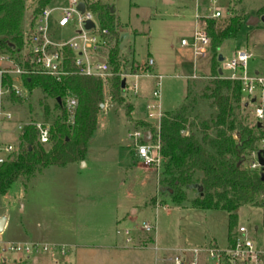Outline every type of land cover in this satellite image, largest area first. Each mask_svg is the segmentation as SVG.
<instances>
[{
	"label": "rangeland",
	"instance_id": "obj_1",
	"mask_svg": "<svg viewBox=\"0 0 264 264\" xmlns=\"http://www.w3.org/2000/svg\"><path fill=\"white\" fill-rule=\"evenodd\" d=\"M98 1L114 12L120 60L115 76L120 83L125 80L123 99L132 104V112L127 116L122 107L112 104L113 76L109 70V75L101 78L103 107L98 111L96 128L83 161L64 167L50 166L33 178L20 177L0 195V218H7L0 239L29 242L36 238L43 243L64 246L65 255L55 261L47 256L36 257L44 264H153L156 258L163 260L159 264H165L179 250L187 248L200 249L198 264H211L204 247L212 239L220 248L225 247L227 213L192 207L190 201L197 194L195 189L187 191L181 206L173 204L167 194L160 192L161 167L145 166L136 156L135 142L130 136L142 131L153 135L159 125V115L177 110L187 91L191 99H197L189 115L193 130H198L196 125L200 121L210 118L209 102L199 99L211 80L210 48L203 60L194 55L191 47L181 46L180 41L191 42L197 25L204 26L201 19L212 18L216 11L220 16L213 19L218 24L236 16L242 19L236 36L224 40L217 52L224 59H230L235 51L248 48L255 56L249 63L253 70L259 65V55H264V23L247 26L246 21L264 15V0ZM23 2L21 28L25 31L35 0ZM66 5V0H52L49 9ZM53 15L48 27L54 33L48 36L49 41L59 43L62 38L73 37L70 27L66 30L55 27ZM127 32L130 33L128 44L126 37H122ZM112 44L108 37L100 53L107 54ZM149 60L153 62L151 66ZM224 65V61L218 62L216 68L222 77H229L230 72ZM3 67L6 66L0 64V68ZM193 75L200 78L190 79ZM17 86L22 92L18 100H13L9 94L0 99V158L3 160L17 153L19 126L29 122L49 125L52 118H45L40 105L43 103L52 109V99L44 98L39 89L29 93L19 83ZM155 89L160 91L157 99L152 96ZM151 105H155L153 110L148 108ZM71 111L68 109L69 113ZM5 113H10L12 119L6 120ZM245 115L253 136L260 134L252 128L251 108H247ZM140 123H148L150 129L145 130ZM154 144L152 140L148 146ZM6 146L12 147L11 154L4 151ZM157 201L164 203L157 210L144 207L145 203L153 206ZM133 209L135 214L131 213ZM144 223L151 227L156 224V231L143 229ZM238 227H245L254 247L264 250L260 208L242 205L237 211L234 232ZM116 231L119 234L116 235ZM142 236L151 238L146 246H141L137 240ZM126 237L131 238L129 244L123 242ZM157 243L159 246L155 245ZM183 243H187L186 247ZM191 255L186 252L185 258Z\"/></svg>",
	"mask_w": 264,
	"mask_h": 264
},
{
	"label": "trees",
	"instance_id": "obj_2",
	"mask_svg": "<svg viewBox=\"0 0 264 264\" xmlns=\"http://www.w3.org/2000/svg\"><path fill=\"white\" fill-rule=\"evenodd\" d=\"M51 1L35 0L29 20L31 27L35 18ZM82 2L87 11L98 19L99 28L107 30L112 39L113 44L107 53L109 70L113 76L110 100L130 116L133 106L124 101V90L121 89L120 79L115 76L120 69L117 48L119 32L112 9L98 0ZM24 11L23 0H0V54L9 53L13 56L24 47L21 28ZM201 21L210 37L211 80L203 88L199 99L209 102L211 116L196 125L197 131L193 130L194 125L189 122V115L197 99H191L188 91L177 110L162 113L155 133L161 158L159 186L160 192L167 194L171 202L178 206L185 202L191 186H201V193H197L190 204L204 211L221 210L227 213V240L230 246L234 243L237 211L244 204L260 208L264 230V172L248 168V156L253 149L254 140L245 115L248 106H245L240 83L220 78L219 69L216 68L219 46L224 40L236 36L242 19L230 16L222 24L216 23L213 18ZM63 54L64 69L68 74L61 80L40 75L23 79L27 92L39 89L44 98L53 100L52 109L40 103L45 118L52 117L49 142L44 146L40 145L35 127L31 124L22 127L18 135L17 153L0 165V195L5 194L20 177L33 178L50 166L64 167L84 159L88 141L96 128L100 105L103 103V81L79 74L73 63L74 54L71 50L65 48ZM6 68L13 67L8 65ZM2 84L9 89L13 100L19 99L11 90L12 82L8 76L2 77ZM71 99L75 100L76 105L69 113L66 102ZM52 111L55 115H51ZM140 126L145 130L150 129L148 123H140Z\"/></svg>",
	"mask_w": 264,
	"mask_h": 264
},
{
	"label": "built area",
	"instance_id": "obj_3",
	"mask_svg": "<svg viewBox=\"0 0 264 264\" xmlns=\"http://www.w3.org/2000/svg\"><path fill=\"white\" fill-rule=\"evenodd\" d=\"M66 3V6L52 9H49L48 5L35 18L32 27L28 22L27 29L23 31L24 47L22 50L13 56L9 53L0 54V64H4L6 67L12 65L13 67L0 68V99L9 94V89L2 84L4 75L11 79V90L18 97L22 96V92L17 83L23 86V79L26 77L40 75L51 77L56 81L61 80L62 77L68 74L64 69L63 51L65 48L73 52V63L79 74L100 79L105 75H109L108 54L103 55L100 53L109 37L107 30L99 28L98 19L87 11L85 5L83 13L78 10V5L83 3L82 0H66ZM52 14H55L52 16L55 27L63 30L70 27L73 30V37L62 38L59 43L49 41L48 36L54 33V30L48 27ZM219 16L220 13L216 11L212 18ZM85 21H91L94 28L86 30L84 28ZM180 45L191 47L197 58L206 59L210 46V37L206 28L197 25L192 41L181 40ZM259 56V65L251 70L249 63L255 58L252 50L244 48L235 51L230 59H224V68L230 72V76L222 77L220 75V78L240 83L241 93L246 104H248V108H251L252 128L260 133L253 136V142L256 146L249 153L248 168L264 172V166L262 168L258 163V154L264 159V55ZM101 59L104 62H100ZM152 64V60H149L148 65L151 66ZM189 78L198 79L200 77L193 75ZM152 96L157 99L160 96V91L155 89ZM252 99L254 102H251ZM67 101V110L72 109L73 111L76 105L75 100ZM148 108L153 110L155 105L148 106ZM161 115H159V119ZM3 116L6 120L12 119L10 113H5ZM28 124L35 127L38 143L42 146L46 145L49 142V125L40 122H29L19 126V131ZM148 134L145 131L134 132L130 137L135 142L136 156L142 160L145 166H154L158 169V167H161L158 141L156 137L153 136V139L152 135ZM234 138L237 137L234 136ZM152 140L155 141V144L153 147H149L148 144ZM4 151L11 154L13 149L11 146H6ZM6 161L0 158V165ZM151 228L153 227L148 223L143 224V229L150 230ZM125 235L128 236V233L125 232ZM233 239L234 243L225 249L217 248L211 244L204 247V252L211 264H264V250H258L254 247L248 238L245 227H238L234 232ZM130 242V238L127 237L125 243L129 244ZM186 252L192 254L189 259L185 258ZM199 252L200 249L198 248L181 249L176 256L164 263L198 264ZM65 253L64 246L60 245L43 242H3L0 239V264H23L28 259L41 255L55 261L57 258L63 257Z\"/></svg>",
	"mask_w": 264,
	"mask_h": 264
},
{
	"label": "crops",
	"instance_id": "obj_4",
	"mask_svg": "<svg viewBox=\"0 0 264 264\" xmlns=\"http://www.w3.org/2000/svg\"><path fill=\"white\" fill-rule=\"evenodd\" d=\"M163 2L164 3H172V1L171 0H163ZM112 13H114V12H112ZM126 34V43L128 44L129 43V36H130V33H125ZM133 73H135V70H134V72ZM187 94V93H186ZM185 98V97H184ZM184 100V99H183ZM155 129V128H154ZM157 130H158V128L156 129V130H154V134L152 135V133L150 132V131H147V134L149 133L150 135H152V137L154 136L155 137V133L157 132ZM148 134V135H149ZM82 165L84 166V164L82 163ZM192 200V199H191ZM162 205H164V203L163 204H159V201H157L156 202V204H154L153 206H148L147 205V203H145L144 204V207L146 208V207H149V208H154V209H158L159 207H162ZM181 206V205H180ZM132 214H135L136 213V210L135 209H133L132 210V212H131ZM6 218V217H5ZM7 219V218H6ZM6 224H7V221H6ZM4 229H5V227H4ZM153 229H154V231H156V224L153 226ZM156 233V232H155ZM116 235L117 234H119V232L118 231H116V233H115ZM127 238V237H126ZM126 238H124L123 239V242H125V240H126ZM130 238V237H129ZM40 240H42V239H36V238H34V239H32V240H29V242H42V241H40ZM130 240H131V238H130ZM138 242L140 243V245L141 246H146V243L148 242V241H150L151 240V238L149 237V236H142V237H139L138 239ZM155 242H157L156 240H155ZM126 244V243H125ZM183 244H185V243H183ZM210 244L211 245H213V246H215V247H217V248H220L219 246H218V244H217V242L215 241V239H212V241L210 242ZM209 244V245H210ZM156 246H159V244L157 243V244H155ZM186 245H187V243L183 246V247H186ZM161 248L163 247V246H160ZM188 247V246H187ZM226 247H228V240H226V245H225V247L224 248H220V249H225ZM187 249H190V248H187ZM155 261H154V263L153 264H159L160 262H163V260H159V259H154ZM23 264H44V262H42V261H39V259H37L36 257H34V258H30V259H28L27 261H25Z\"/></svg>",
	"mask_w": 264,
	"mask_h": 264
},
{
	"label": "water",
	"instance_id": "obj_5",
	"mask_svg": "<svg viewBox=\"0 0 264 264\" xmlns=\"http://www.w3.org/2000/svg\"><path fill=\"white\" fill-rule=\"evenodd\" d=\"M84 9H85L84 4L83 3H80L78 5V10L81 13H83L84 12ZM111 12H113V11L111 10ZM259 22L264 23V15H262L260 17H256L255 16V17L248 18V20L246 21V25L247 26H255ZM84 28L86 30H89L90 28H94V24L91 21H85L84 22ZM122 37L125 38L126 37V34H123ZM223 61H224V58L222 57V55H218V62H223ZM100 62H104V61L101 59ZM218 74L221 75V71L220 70H218ZM124 86H125V80L122 79L121 80V88L123 89ZM57 101H59V99H57ZM251 102H254V100L252 99ZM247 105L248 104H245V106H247ZM100 107H103V105H100ZM258 163L263 168V166H264V159L260 156V154H258ZM191 189H195L197 193H201V191H202V187L199 186V185L191 186L189 190H191ZM165 190H167V189H162V191H165ZM169 193H171V191ZM5 223H6V218L5 217L0 218V233L3 232Z\"/></svg>",
	"mask_w": 264,
	"mask_h": 264
}]
</instances>
